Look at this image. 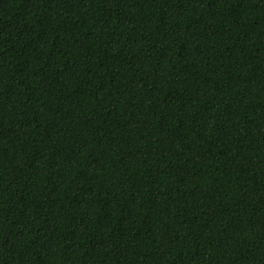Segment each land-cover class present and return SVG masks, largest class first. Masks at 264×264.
<instances>
[{
    "label": "trees",
    "instance_id": "obj_1",
    "mask_svg": "<svg viewBox=\"0 0 264 264\" xmlns=\"http://www.w3.org/2000/svg\"><path fill=\"white\" fill-rule=\"evenodd\" d=\"M0 264H264V0H0Z\"/></svg>",
    "mask_w": 264,
    "mask_h": 264
}]
</instances>
